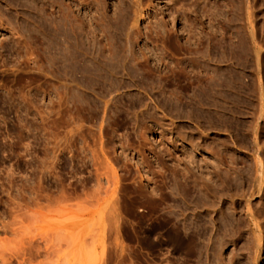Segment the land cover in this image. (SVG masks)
I'll list each match as a JSON object with an SVG mask.
<instances>
[{
	"label": "rangeland",
	"instance_id": "374dc122",
	"mask_svg": "<svg viewBox=\"0 0 264 264\" xmlns=\"http://www.w3.org/2000/svg\"><path fill=\"white\" fill-rule=\"evenodd\" d=\"M28 1L32 0L13 2L22 5ZM40 1L36 0L30 7H35L36 4L40 9L42 3H48L47 0H42L41 3ZM230 1L232 0H209L219 9V17L214 21L207 20L197 9H192L194 13L190 11L191 0H143L142 6L148 9L146 18L150 16L162 26L166 23L168 28H174L175 40L182 18L195 23L194 27L199 35L187 34L185 29V39L180 41L181 45L188 36H191L190 43L208 33L219 39L224 37L222 48L216 53L213 52V56L220 58L222 52L229 56L228 45L230 40L236 42V33H248L244 25L247 1L254 7L255 35L257 40H262L264 44V0H233L241 11H237V17L229 13ZM115 2L106 1V4L111 6L108 5V13ZM11 4L9 0H0V15H4V22L1 24L5 26L0 28V41L3 39L2 44L0 43V264L89 263L88 259L85 260L86 257L82 258L84 250L78 253V247L82 249L85 247L83 243L89 245L90 241L94 240L92 237L97 229L96 233L100 231L103 224L101 217L105 216L103 212H107V208L102 211L103 214L101 210L107 205L106 201L113 202V198L118 208L120 207V224L118 231L115 230L117 233L113 232L114 227L105 228L107 232L104 234V264H226L231 257V263L227 264H264V184L259 192L255 190L253 179L256 155L253 151L255 144L251 130V124L254 123L252 118L249 115V119L242 117L234 108L235 104H225L217 95L211 98L208 107L203 108L204 112L198 108L192 109L196 101L194 97L199 94L198 82L189 79L185 83H179L168 74L166 83L157 78H149L148 81L139 83L132 73L130 76L126 75L131 68L127 64L124 69L121 67L120 71L117 70V76L111 77L101 67L97 69L94 66L87 75L83 74L86 73L83 69L85 65L79 62L75 65V69H78L75 70L76 74L74 71L71 75L76 78V82L72 81L71 84V79L74 80L70 76L71 70L63 69L57 60L54 62L51 58L54 51L50 47L51 52L48 49L46 52L43 50L46 45L37 43L42 37L40 11L30 8L23 10ZM44 7L46 15L53 11L51 7ZM229 18H233L230 24ZM148 21L149 19H142V27L140 24L139 26L143 28ZM12 26L15 29L11 31ZM220 26L226 30L224 36L223 32L219 31ZM34 29L36 32L39 29V33H35ZM24 34L25 38H22ZM18 36L21 39H18ZM35 36L39 37L38 40ZM27 38L30 41L25 40ZM152 39L151 46L159 49L157 52L165 57V64L169 69L184 68L185 71H191L190 55L175 49L169 43H163L159 38ZM143 40L139 41L140 47H136V50L144 46ZM203 41L206 44L207 37ZM24 43L28 46H23ZM29 45H32L31 50ZM39 45L43 47L40 51L42 49L43 53L52 55H49V58L45 54L49 59L43 58L42 52L38 55ZM24 47L33 54L39 51L35 53L38 55L36 58L44 59L45 63L49 60L50 64L56 63V66H48L49 63L44 64L42 59L43 64L39 60L34 61L42 67L48 66L51 73L47 72L46 66V69L43 67L39 73L38 64L33 63L36 58L32 60L35 55L28 54ZM152 47L149 49H153ZM25 53L31 55V58L24 60V56H27ZM236 53L240 55L238 50ZM262 56L264 58V50ZM21 60L23 64L28 61L27 67L23 66L24 69H21ZM30 63L35 64L37 69ZM78 65L81 67L77 68ZM216 66L219 67V72L224 74L221 77L224 83L229 82L231 75L236 83L256 79L257 69L254 65L243 68L240 64L231 66V62L223 60ZM261 72L260 76L264 77V63ZM52 73H58V76L54 77ZM65 77H70L69 84ZM119 84L123 87L118 88V92L113 90ZM186 84L189 88L184 90L183 86ZM64 85L70 86V90ZM136 85L142 87L137 88ZM250 86L252 87V84ZM176 98L180 99V118L176 117L170 107H165V103L176 101ZM250 100L249 112L256 113L258 100L256 97ZM237 101L244 102V105L248 103L246 96L237 97ZM149 113L153 116L150 117ZM188 113H191L192 119L185 117ZM196 117L201 119L199 123L196 122ZM206 118L211 123L206 122ZM259 125L257 143L262 149H259L257 154L263 160L264 123L259 121ZM140 132L146 133V140H142ZM214 158L222 162L234 161L232 167L235 169L229 171L226 168L229 171L227 172L222 166L219 170L212 164ZM188 159L193 161V164L188 163ZM196 166L200 168L197 169ZM175 168L181 171L178 175H174ZM182 173L185 180L180 176ZM249 173L252 178H248ZM208 175L211 176L209 182L205 180ZM231 177L235 180H231ZM113 179L114 182L117 179L116 187L111 186L113 183H107ZM242 179L248 180V183ZM193 181H196V188L192 187ZM242 181L244 185H241ZM218 182L224 186H220ZM138 185L145 188L147 186L144 188L146 191L161 189L164 201L158 203L165 211L183 204L182 197L177 195L179 188L181 191L184 189L188 195L185 203L190 207V211L197 201L207 205L210 211L213 206L216 208L217 213L202 216L206 230L204 240L200 243V258L186 256L183 250H173L166 233L160 230L151 231L148 225L142 228L137 226V218L134 214H129L127 208L131 206L138 213L140 207L136 204L132 206L127 197ZM112 187L114 190L117 188V198H111ZM231 196L234 198L231 199ZM248 204L252 214H255L254 217L259 219L257 221L261 228L257 261V247L253 243V234L247 227ZM218 210L223 213L220 215ZM210 217L216 222L220 236L228 229V222H233L234 237L231 239L234 241L225 238L224 246L217 247V236L211 225H208ZM185 218L189 221L191 215L187 214ZM234 230L239 231L238 234ZM96 236L98 237V234ZM85 251L84 255H87V249Z\"/></svg>",
	"mask_w": 264,
	"mask_h": 264
},
{
	"label": "bare ground",
	"instance_id": "6f19581e",
	"mask_svg": "<svg viewBox=\"0 0 264 264\" xmlns=\"http://www.w3.org/2000/svg\"><path fill=\"white\" fill-rule=\"evenodd\" d=\"M13 1L14 0H9L10 3L14 4L15 2H13ZM35 1L36 0H32L30 2L28 1L22 5H18L19 4V2H18V4H14V5L16 6L15 8H19V9H23V10H27V8H30L31 10L40 11V13H41V19L40 20H42V24H41L42 30H41L40 37L41 36L42 37L39 40L40 42L38 41L37 43L42 44V46L43 45L44 46L46 45V46L44 47L45 48L44 49L43 47H40L41 45H39V51H40V48H43V50L44 51L46 50V52L48 50H50V52H51V49H52L54 51V54H52L53 57H51V58L54 60V62H56V60H57L59 63H61L63 69L69 68L71 70L70 76L73 75L72 73H74L75 70H78V69H75L76 68L75 65L79 62H81V63H83V65H85V68H84L80 63V65L83 67V69L86 70V73L83 72V74L87 75L88 72L91 71V67L94 66V68H97V69H98V67H101L107 73H109V75H111V77L117 76L116 75V74H118L117 70L119 69L118 71H120L121 67H122V69H124L123 68L124 65L127 64V65H130L131 68H130V72L128 71L129 73L126 72V75L130 76L132 73L133 77L134 78L136 77V79L138 80L139 83H141V82L143 83L144 81H148L149 78H157V79H159L160 82L163 81L164 83H166L168 74H170V77H172L174 80L178 81L179 83H185L189 79H193V81L198 82L197 87L199 89V94L195 95V97H194V98H196V101H195V103H193L192 109L198 108V109L202 110V112H204L203 108L208 107L210 104L211 98H214L217 95V97H220L223 99L225 104H231V105L235 104L234 108L237 110V112L242 117L245 116L246 118H248L247 116L249 115L252 118V120L254 121V123L251 122V123H253V124H251L253 129H251V130L253 131V134H254V144H255L254 145L255 149H253V151L255 152V155H256V158H254L255 156L253 157L254 161H255L254 162L255 163V170H254L255 178L253 179L254 180V188L256 187L255 190L258 192L262 189V186L264 184V162H263L264 159L262 160V158H259V156L257 154L258 150L262 149L261 147H259V144L257 143V135L259 133L258 130H260L259 129V126H260L259 121H262L264 123V77L260 76V74L262 73L261 69H262V66L264 63V58L262 56V51L264 50V44H263L262 40L258 41L257 37L255 35V27H254V21L255 20H254V12H253L254 7L250 5L249 1L246 0L247 2H246L245 19H244L245 29L248 33L247 34L242 33V32H240L239 34L236 33V35L234 36V38L236 39V42H233L232 40H230L229 45H228L230 48L229 49L230 50L229 56H227L224 52H222V55L220 58L213 56V52L216 53L220 48H222L221 43L225 39L224 37L219 39V38H216L215 35L209 34L207 32L208 34H204L203 35L204 37H202V36L197 37V39L193 43H190L191 36L190 37L188 36L186 38V40H184V42L181 45L180 41L182 39H185V36L183 35V32L185 31V29H187L186 30L187 34L193 33V35H199V34H197L196 28L194 27V25H196V24L195 23L193 24V22L190 21L189 19L186 20V19L182 18L180 20L181 21V27H180L179 31L178 30L176 31L177 38L175 40V37L173 34V29H174L173 27L168 28L166 23L163 24V26H162L157 21H155V20L153 21L150 18V16H147V18H146L145 13L148 12V9L143 8V6H142L143 0H115L116 2H115V4L112 5V10L110 11V13H108V11H107L108 10L107 8L109 5V4L108 5L106 4L107 0H92V1H90V0H47L48 3H44V4L42 3L40 9H38V7H36V4H35V7L34 6L30 7V5L32 3L33 4L35 3ZM41 1H40V3H41ZM44 6L51 7V9H53V11L49 15H46ZM189 6H192L190 8V11H192L194 13L195 9L199 10V12L207 20L213 19V21H214V19H218V17H219L218 7L213 6L211 4V2H209V0H191ZM12 7H14V6H12ZM228 7H229V13L234 17L236 16L237 11L239 13L241 12L240 7H237L233 0L229 2ZM91 9H94V11ZM192 9H194V10H192ZM46 10H47V8H46ZM174 10L177 12L179 11L178 9H175V8H174ZM3 16L4 15H2V17ZM2 17L0 15V28L5 27L1 24L2 22H4ZM142 19L143 20L149 19L146 26L144 25L143 28H141L142 26L140 24ZM7 22H9V21H7ZM171 22L173 23V20ZM209 22H211V21H209ZM232 22H233V18H229L228 23L230 24ZM5 24H8V23H5ZM139 24L141 27L139 26ZM11 25L12 24H10V26ZM10 26L8 25L9 29H10ZM11 28H12L11 31L13 29H15V28H13V26ZM17 28H18V25H17ZM38 28H39V26H38ZM20 29L23 30L22 28H20ZM35 29H34L35 33H37V32L39 33L40 28L38 29L37 32ZM142 29L147 30V32L143 33ZM4 30H5V28L2 29V31H4ZM6 31H9V30L6 29ZM219 31L220 32L222 31L223 32L222 35L224 36V32H226V30L220 26ZM32 32H33V30H32ZM179 32H180V35H178ZM195 32H196V34H194ZM22 34H23V31H22ZM152 34H153V36H152ZM182 35H183V37H182ZM200 35H201V33H200ZM23 36L24 37H22V38H25V34ZM37 36H39V35H37ZM37 36H35L36 40H38L37 38H39ZM13 37H15V34ZM30 37H31V35H30ZM205 37H207V43L206 44L203 41V39ZM19 38L21 39L20 36H18V39ZM28 38L25 40L30 41L29 40L30 38L29 39ZM152 38H159L160 40H162L163 43H169L175 49L190 55L191 56V58H190L191 71L190 72L192 73V75H190L189 71H185L186 69H184V68L179 69V70H175V68L169 69L165 64L166 63L165 57L163 55H161L159 52H157L159 49L156 47H155L156 49H154V47L151 46V43L153 42ZM195 38L196 37H194V39ZM143 39L145 40V43H143L144 42ZM142 40H143L142 45H144V46L141 48H138V50H136L137 49L136 47H140L139 41H142ZM1 41H0V43L2 44ZM34 41H35V39H34ZM19 42H18V44H19ZM29 43L31 44V42H29ZM148 43H150L149 44L150 46L147 45ZM18 44H16V45L18 46ZM24 44L25 45H23V46H28L27 45L28 42H27V44L26 43H24ZM20 46H18V47H20ZM31 46L32 45H29V48ZM149 47H152L153 49H149ZM26 48L28 49V47H26ZM25 50L26 49L24 47V51ZM30 50H31V48H30ZM32 50H33V48H32ZM236 50H238L240 52V55H237ZM53 51H52V53H53ZM26 52L28 54L29 53L33 54L31 51H29V49L26 50ZM34 52H35V50H34ZM38 52H35V53H38ZM41 52L43 53L42 49L38 53V55ZM35 53L33 55H35ZM42 53H41V55L44 56L43 58H48L50 55V54H46V53L42 54ZM45 54L48 57H46ZM25 55H27V54L25 53ZM38 55L36 54L35 56H33L32 60L34 58L38 57ZM52 55H50V56H52ZM27 57L30 59L31 55L24 56L23 59L28 60ZM41 59L36 58L35 60H33V63L37 62L36 60H39V62L41 64H43V61H41ZM42 60H44V59H42ZM221 60L222 61L225 60V62H228V63L231 62V66H233L235 64L239 66V64H240V66L243 68H247L249 65H254L257 69L256 79L255 80L247 79V81L242 80L239 83H236L233 76L231 75L229 77V82L224 83L223 81H221V77L224 74L220 73L219 69H218L219 67L216 66L217 63L222 62ZM49 61H47V62L49 63ZM27 62H26V64H23V61H22V67L25 65L27 67V65H28ZM18 63H20V62H18ZM46 63L44 60V64H46ZM30 64H32V63H30ZM35 64H32V65H35ZM37 64H38V69H39L38 71L40 73V71L42 72L41 69L43 67H45L46 65H43V67H42L41 64H39V63H37ZM36 65H35V67L37 69ZM47 65L48 66H50V65L56 66V63L55 64L49 63ZM80 65H78L77 68H80L81 67ZM39 66H41V67H39ZM48 66H46V67H48ZM30 67H32V66H30ZM46 67H45V69H46ZM21 69H24V67ZM47 69H48L47 72H49V74H50L51 73L49 70L50 68L48 67ZM54 69H56V68H54ZM54 69H53V71H55ZM83 69H82V71H84ZM80 71H81V69L79 70V73H80ZM44 72H46V71L44 70ZM56 72H53V73H56ZM75 74H76V71H75ZM66 75H67V73H66ZM82 75H80V76H82ZM124 75H125V72H124ZM53 76L54 77L58 76V73H57V75L53 74ZM82 77H84V76H82ZM60 78H61V75H60ZM72 78H74V77H72ZM65 79H66V77H65ZM68 79H70V77H68ZM68 79H66L67 82L70 81ZM75 80H76V78H74V80L71 79V81H70L71 84H72V81L76 82ZM70 82H68V84ZM75 84L77 85V83H75ZM250 84H252V87L250 86ZM65 86L66 85H64V87ZM78 86H76V87H78ZM121 86L123 87V85H121ZM121 86L119 84L116 86V88L114 87L115 89H113V90H117V92H118L119 91L118 88L121 89L122 88ZM136 86H137V88L142 87V85H136ZM136 86H134V87H136ZM69 87H67V88L69 89ZM111 87L113 88L112 85H111ZM188 88H189L188 84L183 86L184 90H187ZM66 89H64V90H66ZM64 94H65V91H64ZM68 94H69V92H68ZM243 96L247 97L248 103L246 105H244V102H242V101L241 102L237 101V97L242 98ZM253 97L257 98L258 106H257V111H255L256 113L250 114L249 103L251 102L250 99ZM175 100L176 101H170V103H165V107H170V110L172 112L174 111L176 113V117L180 118L181 109L178 108V104L180 103L179 102L180 99L176 98ZM236 101H237V103H236ZM105 103H107V102H105ZM214 104H216L215 101H214ZM59 106H61V104ZM171 111H170V113H171ZM146 112L148 114V110ZM255 114H257V115L255 116ZM149 115H151L150 117L153 116L152 113L151 114L149 113ZM154 116H155V113H154ZM185 117H187V119H192L191 113H188L187 115H185ZM196 119H197V121H196L197 123H199V121L201 120L197 117H196ZM205 120H206V122L211 123L209 119L206 118ZM244 120H245V118H244ZM145 132L139 133V135L142 136L141 137L142 140L143 139L146 140L145 139L146 138ZM178 134H180V133H178ZM180 137H181V135H180ZM181 139H182V137H181ZM121 154H123V153H121ZM208 154H210V153H208ZM187 161H188V163L193 164V161H191L189 159ZM212 164L214 167L219 168V170L222 169L221 168L222 166L225 167V170H226V168L229 169V171L232 170V168L235 169V167H232L235 164V162L232 160H227V161L222 162V161H219L218 159L214 158V160L212 161ZM196 167H197V169L200 168L199 166H196ZM222 171H224V170H222ZM226 171L229 172L228 170H226ZM226 171L224 173H227ZM180 172H181L180 169H176V170H174V175H176V174L178 175ZM226 175L228 176V173ZM180 176H181V178L184 177V180H185V175L183 173L180 174ZM250 177H251V174L249 173L248 178H250ZM115 178H117L116 175H115ZM210 178H211V176L208 175L207 178H205V180H207L209 182V181H211ZM229 178H228V181H229ZM231 180H235V179L232 178ZM242 180H244V179H242ZM111 181L108 180L107 183L108 184L113 183V184H111V186L116 187L117 179H116V182H114V179L112 182ZM219 181H220V179H219ZM244 181L241 182V185L243 184ZM246 181H248V180H246ZM195 182L196 181L192 182L193 188L195 187V185H194ZM220 182H218V183H220ZM246 183H248V182H246ZM143 185H144V183H143ZM219 185L224 186L221 183ZM109 187H110V185H109ZM144 188L145 187H139V185H138V187L134 188L129 193V195L127 197L131 200L132 206L136 204L140 207L138 213H136L134 211V209L131 208V206L130 207L128 206L129 208H127L128 213L132 214V215L134 214L135 217L137 218V226L139 228H142L144 225H148L151 227V231L160 230V231H162V233H166L168 242L171 244L173 250H175V249L183 250L184 254L186 256H189V257L197 256L198 258H200V253H201L200 243L204 240V235H205L204 231L206 230L205 222L203 221L202 216L204 214H206L205 216H207V215L210 216L211 215L210 213H212V214L217 213L216 208H214V206H213L211 209L212 211H210V208H208L207 205L202 204V202L200 204L199 203L200 201H197V203L193 205V207L190 211V209H189L190 207L187 206L185 203L186 197L188 195L186 194V191H184V189L181 191V188H179L180 191L179 190L177 191V195L182 197V203L183 204L180 206H175L171 210L165 211L164 209L159 207L160 205L158 203V202L164 201L162 190L161 189H157V190L153 189L151 191H146L145 189L147 188V186L145 189ZM114 189L112 187L111 198H113L116 195L115 191L117 190V188H116V190H114ZM110 192H111V189H110ZM251 195H252V193L250 194V196ZM156 197H159V199H157ZM205 198H206V196H205ZM221 198H222V196L219 197L218 200L220 201ZM233 198H234V196H231V199H233ZM113 199H114L113 202H110V201L108 202V200H107L106 201L107 205L105 204L106 206H104L105 208L103 207L104 209L103 208H102V210L100 209L101 214L104 213L103 215H105L106 217L104 216L105 217V219H104V217L102 215H100V216H102L101 221L103 224L101 223L102 227L100 228V231L98 233H96L98 230V229L96 230V228H95L96 225L93 224L95 226V227L94 226L93 227L95 228L96 232H95V230H93V232H95V236L92 237L94 240L90 241V243L91 242L92 243L91 244L89 243L90 247H89V245L83 243L87 249V255H84L86 252L85 247H83L82 249L79 248L80 246L78 247V253H80L79 252L80 250H82L81 252H83V250H84V252H83L84 254L81 253V255L83 254L82 258L84 256V258L86 257V259H85L86 261L88 259L89 263H85L82 260L83 263H85V264H104V258H105L104 256H105V250H106L105 249L106 242H104L105 241L104 236L106 235L105 231L107 230V229L105 230V228H108V226L109 227L111 226L112 229L114 227L113 232L116 229L118 231V226L120 224V216H119L120 215L119 214L120 213L119 212L120 207L118 208V204L116 203L115 198H113ZM249 205L250 204H248L246 207V213H247V216L249 218L248 223H247L248 224L247 227H249L250 231L252 232L253 243L257 247V249L255 250V261H257L258 256H259L258 250H259L260 241H261V232H260L261 228L259 227V223H258L259 221H257L259 219H256V217H254L255 214L254 213H253L254 215L252 214V212H251L252 209L250 208ZM106 208H107V212L102 213V211L103 210L105 211ZM218 213L221 215L223 212L221 213V211L218 210ZM187 214L191 215V218L189 221L186 220V218H185L187 216ZM154 215H155V217L153 218ZM96 216L98 217V215H96ZM257 217H259V216H257ZM99 220L100 219H98V224H100ZM94 222H96V221H94ZM106 224H107V227H105ZM208 225L209 226L211 225L212 230L215 232V236H217V237H215L217 247H221L224 244L225 238H228L230 241H234L231 239L234 237L233 222H228V224L226 225L228 227V229L225 230L224 231L225 233L223 232L224 234L221 236H220V231L217 228V224L212 219V217H210V219L208 218ZM99 227L100 226L98 225V228ZM110 230L111 229H109V231ZM241 230L242 229H240V231ZM110 232H112V231H110ZM235 232H237V231H235ZM238 232H237V234H238ZM257 232H258V235L256 236ZM231 233L233 234V236ZM96 234H98V237L96 236ZM94 237H96L97 240H95L96 238H94ZM115 238H116V236H115ZM113 240L116 241L115 239H113ZM215 240H214V242H215ZM209 241H210V238H209ZM83 242H86V241H83ZM211 245H213V244L211 243ZM206 247H207L206 251L208 252L209 251V249H208L209 245H207ZM89 250H91V251L88 252ZM229 254L231 255V253H229ZM81 255H79V256H81ZM229 258H227V259H229ZM221 259H223V258H221ZM232 259H233V257H231L227 263H231ZM219 261L222 262V260H219Z\"/></svg>",
	"mask_w": 264,
	"mask_h": 264
}]
</instances>
